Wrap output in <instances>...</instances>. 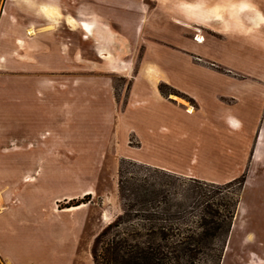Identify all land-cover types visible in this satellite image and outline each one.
<instances>
[{
  "label": "crops",
  "instance_id": "obj_1",
  "mask_svg": "<svg viewBox=\"0 0 264 264\" xmlns=\"http://www.w3.org/2000/svg\"><path fill=\"white\" fill-rule=\"evenodd\" d=\"M187 5L191 9L187 8L185 15L174 9L172 18L167 19V24L177 27L178 32L173 34V45L165 50L158 36H155L156 40L142 37L144 24L148 21L141 18L140 13L101 0H0L2 18L15 14L22 17L20 23L9 29L12 34L9 38L10 67L17 75H25L24 80L18 79L22 83L13 87L12 104L17 110L13 119H17L13 120L15 136L12 135L10 152H33L27 161L34 162L36 152L50 156L68 153L69 137L79 138L78 142L85 145L89 142L96 145L105 138L111 147H115L114 151L117 147L119 152H124V158L138 164L203 182L227 183L236 179L234 175L245 168L248 155L255 146V129L252 130L249 117L243 120V111H236L234 106L248 97L256 101L264 99V70L256 66L232 67L226 57L219 61L228 63V67L216 69L219 64L215 63L212 68L229 76V85L222 87L209 81L207 77L213 71L208 65L212 66L214 62L204 59L209 64L201 63L204 61L201 54L188 52L191 50L188 44L195 42V36H200L196 33L206 31L209 20L205 18V12L197 14L200 10L197 1ZM224 13L219 24L221 32H216L218 36L211 40L228 43L230 37L234 39L246 34L257 37L259 42L264 40V11L257 2L238 1L235 7L225 8ZM30 16L36 18L33 20ZM132 18L136 21L132 22ZM163 27L166 26L161 23L160 30ZM208 37L210 35L202 36L204 41ZM137 42L143 45L142 58L132 71L135 65L131 64V53L136 52ZM162 50L172 57H176V51L184 55L188 52L203 66L169 69V58L161 55L156 59L148 58ZM159 56L165 60L160 62ZM185 58L191 60L189 56ZM173 70L189 75L191 81L187 86L172 78ZM217 71L214 73L222 74ZM115 76L129 81L122 102L115 91ZM215 106H222L225 112L214 113ZM33 111L35 114L31 115ZM259 119L260 112L257 122ZM94 127L105 134L88 136L91 135L88 131ZM236 133H239V142H229ZM213 134L228 154H235L232 158L236 164L232 169L238 170L235 174L208 177L194 172L195 168L206 169L205 157L196 153L201 151L203 154L215 147L210 144ZM87 136L94 140H85ZM129 136L135 139L136 146L129 147ZM233 145H237L236 150L232 149ZM189 149L193 154L187 159L184 154ZM97 152L107 153L105 150ZM40 169L39 165L33 172H24V185L39 181L35 176ZM178 170L191 171V175L187 172L177 174L175 171ZM18 183L13 185V195L6 198L7 202L3 196L7 193L6 187L0 188V264H12L4 255L2 236L14 237L18 232L12 222L16 212L13 203L19 197V194L14 195L15 187L19 189ZM71 198L74 197H68L67 201ZM83 207L63 211H77ZM61 212L57 214L66 215ZM71 225L75 226V220ZM12 248L18 250L21 246L16 243ZM73 258L71 256L66 264ZM257 261L264 264L261 259Z\"/></svg>",
  "mask_w": 264,
  "mask_h": 264
},
{
  "label": "rangeland",
  "instance_id": "obj_2",
  "mask_svg": "<svg viewBox=\"0 0 264 264\" xmlns=\"http://www.w3.org/2000/svg\"><path fill=\"white\" fill-rule=\"evenodd\" d=\"M101 1L110 3L117 8H125L140 13L141 15H137H140L141 18L145 17L148 21L147 24H144L142 37L148 38V40H156L155 36H158V39L163 42L162 48L165 50L173 45V34L178 32L177 27L167 24L169 23L168 20L172 18V10L179 9L185 15L186 9H191V6L187 5L188 2L197 1L200 9L197 14L202 15L205 12V18L209 20V25L206 31L202 30L201 34L198 32L199 34L196 33V35H200L201 38L209 35L210 37L206 38L205 41L203 38L198 41V36H195V42L191 41L188 44L191 49L188 52L195 55L201 54L203 56L201 60L206 59L214 62L210 66L206 60L201 61V63L209 64L208 68L213 71L209 73L210 77H207L210 79L209 81L213 84L222 85V87L229 85L230 77L222 71L216 70L228 67V63L223 64L219 61L221 58L228 57L227 61L232 67L239 69L244 66L247 68L256 66L264 70V40L259 42L257 41L259 39L252 37V34L234 39L230 37L228 43L223 42L222 44L213 41V39L211 40L213 36H218L215 34L216 32H221L219 24L225 8L235 7L238 1L244 3L257 2L264 11V0ZM1 12L0 9V14ZM21 18L17 14L4 18L0 15V25H4V28L0 27V188L6 187L5 191L7 193L3 195L5 202H7L6 198L12 197L13 185L19 181L17 184L19 189L15 187L16 192L14 195L19 194V197H16L17 201L13 203L15 205L13 209L16 212L12 221L13 228L18 229V232H15L14 237L2 236L5 245L4 255L12 264H66L71 256H74V258L70 260L69 264H93L91 247L94 238L107 224L122 213L121 197L129 195V192L125 194V186L123 187L121 184V181L125 180L126 177L129 179V185L135 183L134 185L140 186L141 195L144 193L142 186L146 184V189L154 191L157 197L166 196L175 202H183L186 199L187 203L190 204L185 209V215L188 218L190 217L189 213L194 215L201 213L206 201L217 204L220 203L219 201L222 198L227 197L225 193L227 189L224 185L228 182L213 183L205 181L207 185H202L200 182L196 183L188 177H184L188 179H176L172 176V173L167 171H164L167 173L165 174L153 170L154 168L151 167H131L123 164L122 161L127 160L123 157L124 152H119L117 147L114 151L115 147H111L105 138L100 142H96V145L93 142L85 145L78 142L79 138L69 137L68 153H56L50 156L45 152H36V156L33 155L35 156L34 162L27 161L33 152L11 153L9 149L12 146V135L15 136L12 132L13 120L17 119V117L13 119V116L17 113L12 104L14 98L13 87L18 83H22L18 79L21 77V80H24L25 75H17V72L10 67L9 58L11 53L9 52V45L11 40L9 38L12 34L9 29L11 26L20 23ZM35 18L30 16V19L34 20ZM130 20L132 22L136 21L134 18ZM161 23L166 27L160 30ZM156 31H158V34H155ZM137 44L136 52L131 53V59H133L131 64L135 65L132 71H135L142 58L143 45L141 46L140 42H137ZM174 44L175 46L178 45L175 40ZM163 51L158 52L159 54L157 53L156 56L154 53L148 58L156 59L157 55L169 58L167 59L170 65L169 69H176L177 66L184 68L192 65L203 66L201 63H197L188 52L184 55L181 51H176V57L173 56V58L167 51ZM246 54L248 55L246 56ZM185 56H189L191 60H187ZM125 59L129 60L126 56ZM158 60L163 62L165 59L159 56ZM215 63H218L219 66L213 69L212 67L216 66ZM214 71L222 72V74H216ZM173 73L172 78H177L175 81H178L181 85L187 86L191 81L187 74L177 73L176 70H173ZM113 82L119 102L124 101L126 97L124 91H127L129 81L120 76H115ZM161 90L166 92L165 88ZM244 100L241 99L234 107L238 112L243 111V120L246 121L249 117V124H252V130L255 129L253 135L255 146L248 155L249 161L245 168L241 170L240 174L234 175L236 179L241 178L242 186L237 187V184L230 186V192L240 188V197L222 264H260L257 261L258 259L264 262V144H262L264 142V99L256 101L248 97ZM213 111L220 114L225 112L222 106H215ZM258 112H260V119L257 122ZM34 114L35 111L31 112V115ZM88 132L91 135H88V133L87 135L92 137L98 135V133L105 134V132L97 131L95 127ZM88 136L85 140H91V137ZM233 137L229 142L238 143L239 133H236ZM210 138V144L215 147L204 151L203 154L201 151L196 153L199 157H205L206 162L204 165L206 169L195 168L194 172L205 174L208 177H210L209 175L214 177L221 174L225 177L238 172L237 169H232L236 165L234 164L235 161H232L235 154H228L225 147L219 145L214 134ZM128 145L129 147L136 146L135 139L131 136H129ZM76 146L78 147L71 148ZM236 147L237 145H233L232 149L236 150ZM97 150H105L107 153H99ZM192 154L193 152L189 149V152L184 155L187 159H190ZM128 161L133 160L129 159ZM39 165L41 168L40 173L35 176L39 181L24 185V172L29 170L33 172ZM126 171L128 173L125 174ZM175 172L183 175L185 172L190 174L191 171L178 170ZM135 178L138 180H135ZM199 180L203 182V180ZM68 197L74 198L67 201ZM84 197L87 203L82 204V206L84 205L83 208L77 211H63L69 209H66V204L72 199L74 200L72 203L75 204L83 200ZM223 202L225 204L224 200ZM2 203L4 204V202ZM222 210L223 208H221ZM57 212L66 215H58ZM4 218L9 220V217ZM73 220H75L76 229L75 226L71 225ZM16 243L21 246V249L14 250L12 248V245ZM205 258L212 260L209 254ZM27 260L28 263L25 262Z\"/></svg>",
  "mask_w": 264,
  "mask_h": 264
},
{
  "label": "trees",
  "instance_id": "obj_3",
  "mask_svg": "<svg viewBox=\"0 0 264 264\" xmlns=\"http://www.w3.org/2000/svg\"><path fill=\"white\" fill-rule=\"evenodd\" d=\"M122 163L148 167L125 159ZM153 170L167 174L163 170ZM240 179L224 185L227 197L220 203L206 201L201 213H189L188 218L185 209L190 204L186 199L175 202L166 196L157 197L154 191L146 189V184L142 186L144 193L141 195L140 186L129 185L126 177L121 184L129 195L121 197L122 213L94 238L93 264H222L240 197V188L230 192V186H242ZM190 180L207 185L197 179ZM85 200L84 197L75 204L72 200L66 204V209L86 204ZM208 254L212 260L205 258Z\"/></svg>",
  "mask_w": 264,
  "mask_h": 264
},
{
  "label": "bare ground",
  "instance_id": "obj_4",
  "mask_svg": "<svg viewBox=\"0 0 264 264\" xmlns=\"http://www.w3.org/2000/svg\"><path fill=\"white\" fill-rule=\"evenodd\" d=\"M197 40H198V41L202 40L201 36H198V37H197Z\"/></svg>",
  "mask_w": 264,
  "mask_h": 264
}]
</instances>
